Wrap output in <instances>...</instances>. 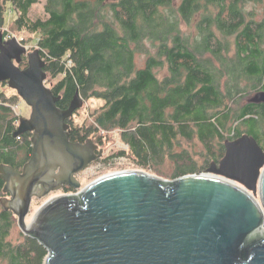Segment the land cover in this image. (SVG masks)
<instances>
[{"label":"trees","instance_id":"1","mask_svg":"<svg viewBox=\"0 0 264 264\" xmlns=\"http://www.w3.org/2000/svg\"><path fill=\"white\" fill-rule=\"evenodd\" d=\"M38 1L0 0V24L10 8L8 30L34 35L58 107L67 108L76 91L104 100L90 120H68L71 141L102 144L100 133L115 131L112 138L126 144L94 162L109 166L123 156L163 176L159 165L169 159L167 176L176 178L205 171L222 158L225 142L243 134L264 151V103L242 102L264 90V0H45L43 15L32 18ZM19 101L0 82V163L16 170L31 153L29 132L13 136ZM3 185L0 179V197ZM16 225L1 208L0 264H43L47 250L36 239L21 231L10 238Z\"/></svg>","mask_w":264,"mask_h":264},{"label":"water","instance_id":"2","mask_svg":"<svg viewBox=\"0 0 264 264\" xmlns=\"http://www.w3.org/2000/svg\"><path fill=\"white\" fill-rule=\"evenodd\" d=\"M44 66L38 48L0 31V82L31 108L13 131L31 134V153L20 170L0 163V205L46 248L43 264H264V151L247 134L225 142L205 173H109L47 199L27 223L34 197L80 188L76 175L103 155L91 138L69 139L66 120L84 99L76 91L58 107ZM247 101L264 103V90Z\"/></svg>","mask_w":264,"mask_h":264},{"label":"rangeland","instance_id":"3","mask_svg":"<svg viewBox=\"0 0 264 264\" xmlns=\"http://www.w3.org/2000/svg\"><path fill=\"white\" fill-rule=\"evenodd\" d=\"M179 1L180 0H175V3H178ZM44 2H45V0H39L32 7V9L30 11V16L32 18L36 17L37 15H43L42 9H43ZM247 6L249 8L252 7L251 4H248ZM14 18H15V11L13 9L8 8V10L5 14V18H4V24H3L4 27L9 29L11 22ZM183 30L187 31L188 28L183 26ZM12 33L14 36L17 37V39L19 41L24 39V42L23 41H21V42L28 47L29 51L37 48L36 45L34 44V40L32 38L34 35L29 34L28 32H25V31H21L20 33H17V32H12ZM146 43L148 44V42H146ZM151 51L154 52L155 48L154 47L151 48ZM144 61H145V55L140 54V53L136 55V64L138 67L144 66ZM165 70L155 69L158 76H161L165 72ZM45 83L47 86H49L47 81H45ZM247 83H248V81H247ZM245 84H246V81H243L242 85H245ZM249 85H248V88H249ZM8 88H10V87H8ZM11 90H12V88H10V91ZM256 91H258V90H256ZM256 91H249L248 93H246L242 102L245 100H248V98L251 97L253 95V93H255ZM103 103H104V100L100 99V98H90L88 100H84V104L80 108H78L74 112V114L72 115V117H71L72 122L74 124H77V123L80 124L85 119L89 118V120H90V116H91L92 111L95 108H97L98 106L102 105ZM13 106L17 107V113L15 111L14 112L16 115L19 116V118L29 116L31 108L21 98H20V101L18 103L14 104ZM113 134L114 135L116 134L115 131L108 132V133H105V132L100 133V135H103V137H104L103 143L102 144L98 143L100 145L99 147L103 149V155L101 156V158L104 157L106 154L113 152L114 150L126 148V144L121 142L117 136L112 138ZM105 135L107 137L106 139H105ZM195 147H196L197 151L202 149V146L200 144L196 145ZM159 169L161 171H163V173H165V175L160 176V175L153 173L150 170L140 169L137 166H134L131 163H129L128 160L123 156L116 158L114 161H112V163H110L109 166L102 165L100 162H92L85 169H83L82 171H80L76 175L77 179L79 180V182L81 184L80 188H78V189L72 188L73 191H68V192H66L64 190L65 188L64 189L61 188L59 190L51 191L50 193H48L47 195H45L41 198L34 197L32 200L31 206H30V211L26 217V222L27 223L30 222V220L32 219L35 212L39 209V207L47 199L54 197V196H57V195L65 194V193H76L81 188L85 187L86 185H88L89 183L94 181L95 179H97L103 175L109 174V173H113V172H117V171H144L147 173H151V174L160 176L161 178H164V179H173V178H169L167 176V174H170L171 170H172L171 160L165 159L164 162L159 165ZM200 173H205V171H201ZM200 173H195V174H200ZM1 208H2V206L0 205V210H1ZM20 231L21 230L19 229L18 225H16L15 228L13 229L12 233H11L10 238L13 240H17L18 238H20Z\"/></svg>","mask_w":264,"mask_h":264},{"label":"built area","instance_id":"4","mask_svg":"<svg viewBox=\"0 0 264 264\" xmlns=\"http://www.w3.org/2000/svg\"><path fill=\"white\" fill-rule=\"evenodd\" d=\"M0 31L3 32V36L4 39H7L11 36H13V33H11L8 28H5L3 25L0 24ZM18 106V105H17ZM13 111H15L17 113V107L16 106H12ZM19 119V118H18ZM18 119L15 120L14 125L15 127L18 125Z\"/></svg>","mask_w":264,"mask_h":264},{"label":"flooded vegetation","instance_id":"5","mask_svg":"<svg viewBox=\"0 0 264 264\" xmlns=\"http://www.w3.org/2000/svg\"><path fill=\"white\" fill-rule=\"evenodd\" d=\"M68 120H69V119H67V120H66V121H67V123H69V122H68ZM97 144H98V143H97ZM99 146H100V145L98 144V147H99ZM99 148H100V147H99ZM100 158H101V157H100ZM100 158H99V159H100ZM64 188H69V186H67V185H64L63 189H64Z\"/></svg>","mask_w":264,"mask_h":264}]
</instances>
